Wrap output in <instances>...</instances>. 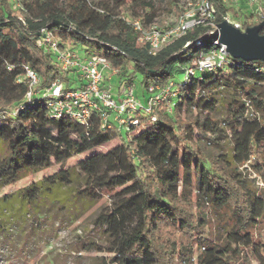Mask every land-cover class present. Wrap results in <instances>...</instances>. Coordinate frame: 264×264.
<instances>
[{
  "label": "trees",
  "instance_id": "trees-1",
  "mask_svg": "<svg viewBox=\"0 0 264 264\" xmlns=\"http://www.w3.org/2000/svg\"><path fill=\"white\" fill-rule=\"evenodd\" d=\"M177 2L0 0V190L54 166L57 180L82 179L80 195L110 200L95 221L110 237L104 264H264V245L255 234L264 220V62L228 56L220 67L187 75L199 54L213 48L205 28L150 54L127 20L162 25L159 5L177 19ZM212 3L218 25L233 10ZM43 31L59 47L106 58L117 71L114 88L139 77L143 90L173 82L176 94L149 113L135 112L137 124L128 127L103 124L99 111L85 123L55 118L48 98L26 100L24 67L38 76L37 90L55 79L64 90L81 84L75 71L61 70L38 47ZM224 93L229 98L220 129L215 115ZM191 109L196 113L189 116ZM115 138L116 145L96 151ZM203 141L215 151L210 158ZM247 171L261 184L250 183ZM214 214L228 216L230 228L221 239L211 232ZM177 234L189 243H179Z\"/></svg>",
  "mask_w": 264,
  "mask_h": 264
},
{
  "label": "rangeland",
  "instance_id": "rangeland-1",
  "mask_svg": "<svg viewBox=\"0 0 264 264\" xmlns=\"http://www.w3.org/2000/svg\"><path fill=\"white\" fill-rule=\"evenodd\" d=\"M181 6L184 0H177ZM160 20L162 25L172 24L175 17L162 3ZM113 80L110 82L108 79ZM115 75L107 73L104 78L106 87L115 85ZM182 76L179 77L182 80ZM139 77H136L133 90L142 96ZM73 87V85H72ZM114 89V88H113ZM142 98V97H141ZM226 93L218 96L216 121L220 129H225L224 99ZM191 109L189 116L194 115ZM119 142L117 138L108 142L96 151H105ZM207 158L214 153L213 147L201 143ZM95 149L88 152L90 155ZM54 166L47 172L26 174L15 185L0 190V264H104L108 257L110 237L104 227L97 226L95 221L109 207L110 200L86 199L79 191L84 187L80 178L72 181L57 180L53 175L58 171ZM43 175L49 181L43 179ZM250 183L256 179L254 173L247 171ZM254 179V180H253ZM28 188L30 194L24 189ZM254 206H262L260 197H256ZM211 232L219 239L230 228L226 214H214ZM256 236L264 245V220L255 230ZM178 242L188 244V238L177 234ZM195 247V254L197 255ZM246 264H255L250 259Z\"/></svg>",
  "mask_w": 264,
  "mask_h": 264
},
{
  "label": "built area",
  "instance_id": "built-area-1",
  "mask_svg": "<svg viewBox=\"0 0 264 264\" xmlns=\"http://www.w3.org/2000/svg\"><path fill=\"white\" fill-rule=\"evenodd\" d=\"M217 1L232 8L233 11L225 13L223 21L240 32H245L246 28H249L245 25L253 23L258 25L261 23L260 19L264 17V0ZM181 8V14L172 24L159 25L157 21L143 23L138 19H128L127 22L138 33L139 41L147 45L152 55L159 53L187 31L205 28L204 36L213 38V48L199 54L195 68L188 69L187 75L203 74L220 67L229 55L225 52V46L220 44L216 37L218 28L212 0H184ZM38 47L47 52L61 70L75 71L81 84L78 88L64 90L63 84L55 79L46 88L37 90L38 76L29 67H24L23 78L28 86L26 100L48 98L47 106L55 118L67 115L80 123H85L93 111H99L103 124L112 122L119 127H128L137 124V120L134 119L135 112L144 110L149 113L176 94L173 82L165 85L150 84L144 90V96L143 93L142 96L136 95L133 85L125 83H121L117 88L113 87L114 89L110 85L106 87L105 75L117 74L106 58L97 54L85 56L68 46L59 47L53 34L48 31H43Z\"/></svg>",
  "mask_w": 264,
  "mask_h": 264
},
{
  "label": "water",
  "instance_id": "water-1",
  "mask_svg": "<svg viewBox=\"0 0 264 264\" xmlns=\"http://www.w3.org/2000/svg\"><path fill=\"white\" fill-rule=\"evenodd\" d=\"M217 28L216 37L225 46L227 55L243 61L264 62V21L246 28L245 32H240L224 21Z\"/></svg>",
  "mask_w": 264,
  "mask_h": 264
},
{
  "label": "crops",
  "instance_id": "crops-1",
  "mask_svg": "<svg viewBox=\"0 0 264 264\" xmlns=\"http://www.w3.org/2000/svg\"><path fill=\"white\" fill-rule=\"evenodd\" d=\"M109 81L112 82L113 80H110V79H109ZM109 85H111V83H109Z\"/></svg>",
  "mask_w": 264,
  "mask_h": 264
}]
</instances>
